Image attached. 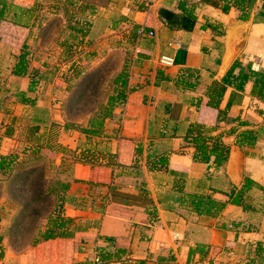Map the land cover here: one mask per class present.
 I'll list each match as a JSON object with an SVG mask.
<instances>
[{
	"label": "crops",
	"instance_id": "crops-1",
	"mask_svg": "<svg viewBox=\"0 0 264 264\" xmlns=\"http://www.w3.org/2000/svg\"><path fill=\"white\" fill-rule=\"evenodd\" d=\"M226 3H91L88 36L114 37L133 52L126 100L97 137L59 131L57 143L66 152L59 165L68 162L61 172L68 184L61 216L72 220V235L33 246L26 252L30 264H264V94L252 78L240 91L222 87L213 96L234 64L236 75H264V0H249L245 20L232 5L223 11ZM248 20L243 48L223 71L226 30ZM163 57L172 64L163 65ZM219 110L225 113L220 119ZM195 123L214 127L211 136L229 146L222 167L213 157L193 158L186 132ZM79 146L100 149L114 162L75 161L71 153ZM236 148L243 166L234 175ZM245 178L255 185L242 203H227L216 216L200 213L183 197L226 202Z\"/></svg>",
	"mask_w": 264,
	"mask_h": 264
},
{
	"label": "rangeland",
	"instance_id": "rangeland-1",
	"mask_svg": "<svg viewBox=\"0 0 264 264\" xmlns=\"http://www.w3.org/2000/svg\"><path fill=\"white\" fill-rule=\"evenodd\" d=\"M97 1L40 0L39 10L29 9L34 11L29 19L34 20L33 27L0 24V156L16 166L0 173V264H30L26 252L45 230L48 213L57 204L54 194L39 202L34 219L27 218L22 195L30 189L33 193V187L27 186L30 177L21 173L37 168L40 174L42 169L43 188L65 180L61 172L68 162L59 165L66 155L57 143L59 131L70 122L76 126L71 131L80 133L86 128L99 113L98 104H106L113 94L117 74L131 69L133 52L128 44L118 43L114 37L91 39L85 34L93 20L88 17L93 12L91 3ZM14 13L8 10L6 21L17 20ZM20 21L26 22V18ZM22 54L30 74L16 77L12 68ZM31 82L35 84L27 93V103H19L17 94L28 90ZM37 125L39 129L34 131ZM39 146V152L33 153ZM38 190L36 187L35 192Z\"/></svg>",
	"mask_w": 264,
	"mask_h": 264
},
{
	"label": "trees",
	"instance_id": "trees-1",
	"mask_svg": "<svg viewBox=\"0 0 264 264\" xmlns=\"http://www.w3.org/2000/svg\"><path fill=\"white\" fill-rule=\"evenodd\" d=\"M224 1H227V3L224 5L223 11H227L229 7L232 5L237 10L240 11L241 13L240 18L242 20H245L248 17L249 0H224ZM9 2L7 3V0H0V24L4 22H8L12 25L20 26L26 29L33 27L34 20L33 22H29V19L31 18L32 13H34L33 10H35L36 7H38L39 10L40 1L32 0V2H30L28 0H12L10 3ZM25 3H27L28 5L23 6V4ZM32 3H33V7L30 6ZM55 6L57 7L56 4ZM30 8H33V10L32 11L29 10ZM8 10L9 11L12 10L13 12H15L14 14L16 15L17 20L15 19L13 20V22L6 21L7 18L6 13ZM34 16H36V12ZM25 18H26V22L20 21V20H25ZM183 21L184 22L188 21V17L187 16L184 17ZM89 25H91V23ZM183 27H186L187 29L191 28V26H187L186 24H184ZM89 29L85 32L86 35L89 34ZM73 37L76 38L77 35L74 34ZM17 57H18L17 61L15 62L12 68L13 76L16 77L28 76L30 73H28V62L26 60V56L22 54ZM234 70H235V64L220 80L219 85L216 87L213 93V96L217 95L218 97L222 87L223 88L234 87L235 90L240 91L242 90L244 84L247 81H249V79L252 78L258 82L261 96L264 94L263 74L261 73L259 74L255 72L246 74L244 72H239V74L236 75L234 74ZM129 73H130V66L129 68H127V70L123 69L119 74H117L116 78L113 81L114 84L113 94L109 96L106 104H102V105L98 104V109H100L99 113L98 114L96 113L95 116L91 120H89V124L86 128H82L79 131L81 134L85 135L86 137L92 138V137H97L103 133L105 121L107 119H110L113 115L114 109L122 105L126 100ZM34 84H35L34 82H31L28 87V90L20 91L17 94L20 97L19 103L21 104L27 103L28 101L27 93L33 90ZM93 86L94 87H92L93 89L92 91H94L96 88L95 85ZM89 90L90 89H88L87 92H89ZM213 96L212 98L214 99ZM211 104L214 103H212L211 101ZM224 114L225 113L223 111L219 110L218 118L220 119ZM52 124L55 125L54 123ZM75 127L76 126L70 122L65 125L64 129L66 131L69 130L71 131ZM38 129H39V125L33 128L34 131H38ZM214 129H215L214 127H207L203 124L195 123L188 128L186 132V137L192 140V147L194 149L193 158L195 160L205 162L208 161L211 157H213L216 167L220 168L226 163L229 156L230 148L228 145L223 143L220 136L217 137L211 136V133ZM237 143L241 145L243 142L238 141ZM40 148H42V146L41 147L39 146L33 153L39 152ZM71 155L73 160L91 166H100L103 165V163L109 165L114 162L113 155H107L104 153V151L95 148L78 147L76 150L72 151ZM11 164H13V161H8V157L0 156V173L4 175L7 171L14 170L16 166L15 167L11 166ZM38 172L39 169L32 168L31 170H29V172L21 173L23 176L28 175L30 177L27 186H30L31 188L33 187L32 188L33 193L32 190L30 189L29 191L25 192L22 195V197L27 202L24 206V210L28 211L27 218L32 220L33 217L34 219L35 213L40 208L39 202L42 200L50 199V196L52 197V195L54 194L56 195L57 204L54 210H51L48 213L45 230L43 232H40V236L32 241L31 246H36L39 243L53 240L56 238H69L72 235V233L69 232L70 226L72 224V220L65 219L64 217L61 216L62 208L65 203V195L68 189V184L65 181L56 180L52 186L43 188L42 185L44 180V177L42 175L43 171L41 169L40 171L41 173L39 174ZM38 182H39V186L38 185L36 186ZM253 185H255L254 181L250 180L249 178H245L241 188L238 191H236L234 195L233 193H231L229 200L226 202L216 201L210 195L198 196L195 194L185 193L183 197L189 200L193 208L198 210L200 213H203L205 215L216 216L223 210V208L227 203L240 205L242 203L240 199ZM36 187H38L39 190L42 191L38 192L39 191L38 190L37 192H35ZM0 239H2V237H0ZM255 248L257 255H261V251H262L261 244L258 243ZM2 258H3V252L1 251L0 259Z\"/></svg>",
	"mask_w": 264,
	"mask_h": 264
},
{
	"label": "water",
	"instance_id": "water-1",
	"mask_svg": "<svg viewBox=\"0 0 264 264\" xmlns=\"http://www.w3.org/2000/svg\"><path fill=\"white\" fill-rule=\"evenodd\" d=\"M250 21H237L234 25L229 26L226 30V59L223 64V71L232 63L236 55L241 51L245 42V36ZM243 155L239 149L233 151V161L230 172L234 175L242 173Z\"/></svg>",
	"mask_w": 264,
	"mask_h": 264
},
{
	"label": "built area",
	"instance_id": "built-area-1",
	"mask_svg": "<svg viewBox=\"0 0 264 264\" xmlns=\"http://www.w3.org/2000/svg\"><path fill=\"white\" fill-rule=\"evenodd\" d=\"M149 35H152V33L150 32ZM160 62L165 66H170L172 64V59L168 57H163L161 58Z\"/></svg>",
	"mask_w": 264,
	"mask_h": 264
}]
</instances>
